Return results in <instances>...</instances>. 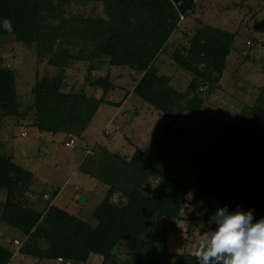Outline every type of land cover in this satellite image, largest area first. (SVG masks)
Returning a JSON list of instances; mask_svg holds the SVG:
<instances>
[{
  "label": "trees",
  "instance_id": "trees-1",
  "mask_svg": "<svg viewBox=\"0 0 264 264\" xmlns=\"http://www.w3.org/2000/svg\"><path fill=\"white\" fill-rule=\"evenodd\" d=\"M92 1L102 3L106 20L66 18L61 7L64 0H0V35L11 34L24 43L36 42L38 55L48 54V62H59L61 67L70 66L73 60H86L91 68L94 59L97 63L106 59L109 65L132 66L141 72L132 92L174 117L166 104L168 96L177 91L156 77L152 61L174 30L178 16L191 11L194 0ZM4 19L11 21L10 33L3 27ZM220 38L228 42L230 33L202 26L190 40L188 58L176 53L171 58L201 79L216 81L226 50ZM198 65L203 67L199 69ZM13 78L10 69L0 66V125L18 114ZM62 78L60 70L33 83L30 125L39 132L78 134L110 88L106 77L94 78L90 85L101 88L100 97L94 98L83 91H63ZM194 86L192 81L187 90L193 91ZM190 105H199V99L194 96L184 105L194 113ZM261 124L250 116L235 119L213 145L194 158L199 173L190 184L175 179H170V186L163 182L157 166L164 133L146 153L135 149L127 161L115 155L113 159L119 160L112 173L103 172L105 169L91 172L86 166L91 162L81 160L82 171L107 185L91 212L94 225L50 204L47 200L56 191L46 193L48 197L43 198L46 200L40 211L25 202L31 172L10 156L0 154V189L4 190L0 223L20 234V239H12L18 241L20 252L37 258L61 257L77 263L93 253L102 257L100 264H112L115 248L123 246L134 264H197L192 255L166 252L165 227L158 219L177 218L185 203L190 205L188 226L196 222L216 228L209 218L218 208L229 212L250 210L253 222L264 218V123ZM118 176L124 181L119 182ZM150 176L158 179L146 189L143 184ZM114 194H119L117 201L111 200ZM10 257L11 251L0 244V264H7Z\"/></svg>",
  "mask_w": 264,
  "mask_h": 264
},
{
  "label": "rangeland",
  "instance_id": "rangeland-1",
  "mask_svg": "<svg viewBox=\"0 0 264 264\" xmlns=\"http://www.w3.org/2000/svg\"><path fill=\"white\" fill-rule=\"evenodd\" d=\"M61 7L64 17L74 20L108 18L99 1L64 0ZM202 26L230 33L228 42L220 38L226 50L221 74L216 81L201 79L171 58L173 53L188 58L190 40ZM36 46V42L24 43L11 34L0 35V66L13 72L18 106V114L5 119L0 127V154H10L14 163L25 167L35 177L30 190L24 193L27 203L36 199L45 201L37 195L59 188L57 202L70 211L80 202L74 197L80 196L81 199V195H86L87 187L84 186L71 201L67 200L73 195V185L83 186L84 176L79 167L81 160L91 162L86 165L91 172L105 169L103 172L112 173L113 168L118 166L117 160H129L135 149L146 153L162 133V154L157 167L164 176L163 182L170 186V179H175L190 184L199 173L194 158L213 145L235 119L250 116L258 121V125L264 123V95L259 96L264 87V0H194L192 10L178 16L174 30L152 61L156 77L177 91L176 95L168 96L166 104L172 109L174 117L132 92L141 75L134 67L109 65L105 58L100 63L92 60V69L88 68L86 60H73L70 66L61 67L59 62L49 63L48 54L38 55ZM70 51L74 52V48ZM202 67L198 65L199 69ZM60 70L63 71V91H83L88 96L99 98L101 88L90 85L93 79L106 77L110 85L91 120L76 135L38 132L30 125L33 83L41 76H53ZM192 81L195 89L189 91L187 87ZM194 96L199 99V105H190V108H195V112L191 113L184 109V105ZM68 136L75 137L73 147L63 144ZM115 155L119 159H113ZM156 176L147 177L143 187L149 189L156 184ZM91 177L94 179H87L95 181L96 188L93 196H88L85 219L82 220L94 225L91 213L87 217L85 211L92 212L100 196L99 187L102 186L104 192L107 185ZM117 180L124 181L120 176ZM89 192L92 193V189ZM3 198L4 190L1 188L0 204ZM113 199L117 201L119 194H114ZM188 199L190 196H187ZM189 214L190 205L185 203L177 218L158 219V223L165 227L166 252L191 256L202 233L215 230V227L205 223L194 222L188 226ZM0 226L2 230L5 225L0 223ZM113 255L112 264H134L133 258H127L123 246L116 247ZM94 257L96 260L92 264H100V256L91 255L90 261Z\"/></svg>",
  "mask_w": 264,
  "mask_h": 264
},
{
  "label": "clouds",
  "instance_id": "clouds-1",
  "mask_svg": "<svg viewBox=\"0 0 264 264\" xmlns=\"http://www.w3.org/2000/svg\"><path fill=\"white\" fill-rule=\"evenodd\" d=\"M3 27L10 33L11 21L4 19ZM209 223L217 227L202 233L192 252L197 264H264V218L253 222L250 210L218 208Z\"/></svg>",
  "mask_w": 264,
  "mask_h": 264
},
{
  "label": "crops",
  "instance_id": "crops-1",
  "mask_svg": "<svg viewBox=\"0 0 264 264\" xmlns=\"http://www.w3.org/2000/svg\"><path fill=\"white\" fill-rule=\"evenodd\" d=\"M1 125H0V127H1ZM87 130H85V132H87ZM9 155L10 154H8V156ZM11 160H13V157H11ZM21 167L22 168H25L23 166H21ZM31 175H32V178L31 179H34L35 177L33 176L32 173H31ZM81 175L84 176L83 186L80 187L77 184H75L77 186L73 185V190H72L73 191V195L72 196H69L67 200L71 201L72 198L75 196V193L78 192V191H80L79 189H83L84 186L87 187L86 188L87 191L85 190V193H86L85 196H84V194L81 195V199H80V196L79 197H76V196L74 197L75 200H80V202H77L75 204V206L73 207V209H71L70 211H68V210L65 209V206H60L61 204H59L57 202V198H58V196L60 194V189L59 188H58V190H56L55 195L50 199L49 203L52 204L55 207H58L60 209H63L67 213H69V214H71V215H73V216H75V217H77L79 219L81 218V220H82V219H85L84 218L85 217V215H84V208H85V204L87 203V201H89L88 196H90V197L93 196V191L96 188V186H95L96 183H94L95 181L92 182L91 180L87 179V177L88 178H91V179H94V178H92L91 176H89V174H87L86 172H84L82 170H81ZM29 187H30V185H29ZM29 187H28V189H29ZM91 189H92V193L89 192ZM42 190H44V189H42ZM99 190H100V193H99L100 196H99V198H97L98 201L102 198V196L104 195V192H105L106 189H104V192H103V189H102V186H101V187H99ZM43 193H48V192H43ZM37 197L40 198V196H38V195H37ZM44 200H46V199H44ZM97 200H95L93 202H96ZM43 202L44 201L42 199H36L35 201L29 200V203L32 205V207L35 208L36 210H39V211L42 210V208H43V205H42V204H44ZM97 202H96V204H97ZM55 203H57V205ZM86 212H87V215L86 216L88 217L89 213H91V212L88 211V210L85 211V213ZM91 222H95L93 220V217L91 218ZM0 228H1V226H0ZM6 235H9V237H7ZM18 236L20 237V234L16 230H14V229L6 226V225L3 226L2 230H0V244L3 245L9 251H11V257H10V259H9V261H8L7 264H34V263H36V264H55L56 263L55 259H53V258H46V257L37 258L35 256L29 255V254H24V253L20 252L19 249H18L19 245L13 243V241H12L13 238L20 239ZM91 255L96 256V257L100 256L99 254L89 253L88 256H87V258L83 262L76 263V264H90V263L92 264L93 263V260H96V258L95 257L94 258H91V261H90L89 256H91ZM31 259L34 260V261L36 260V261L35 262L30 261ZM101 259H102V257H101ZM70 264H72V263H70Z\"/></svg>",
  "mask_w": 264,
  "mask_h": 264
},
{
  "label": "built area",
  "instance_id": "built-area-1",
  "mask_svg": "<svg viewBox=\"0 0 264 264\" xmlns=\"http://www.w3.org/2000/svg\"><path fill=\"white\" fill-rule=\"evenodd\" d=\"M109 124H110V121H108V124H107V125H109ZM105 128H106V127H105ZM74 143H75L74 139H72V138H68V139L64 142V146H66V147H73ZM47 197H48V195H47L46 193L43 194V198H47ZM13 243L18 244V241L13 240ZM55 261H56L57 264H70V263H71L70 260H68V259H63V258H61V257H56V258H55Z\"/></svg>",
  "mask_w": 264,
  "mask_h": 264
}]
</instances>
